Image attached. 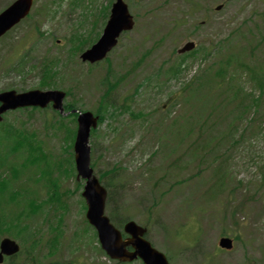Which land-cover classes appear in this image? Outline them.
Listing matches in <instances>:
<instances>
[{
    "label": "rangeland",
    "instance_id": "1",
    "mask_svg": "<svg viewBox=\"0 0 264 264\" xmlns=\"http://www.w3.org/2000/svg\"><path fill=\"white\" fill-rule=\"evenodd\" d=\"M13 1L0 0V12ZM75 1L35 0L31 18L23 19L0 38V91L70 90L65 104L95 112L109 85L105 80L108 75L115 86L108 102L123 107L114 112L108 106L107 116L91 136V145L95 173H102L103 183L109 184L107 213L113 222L121 229L129 219L145 224L149 239L160 250L168 251L170 258L174 256L171 247L187 244L194 222H208L209 250L218 245L222 232L238 239L234 251L216 255L212 264H264V95L255 112L235 120L228 110L224 118L217 114L222 112L221 106L212 111L205 108L203 117L198 114V99L180 100L176 96L201 68L207 69L230 52L246 57L241 47L247 41H261L264 0H128L136 27L120 37L107 56L110 61L93 66L81 60L80 50L101 35L109 8L105 7L111 0H83L84 7ZM221 3L223 8L216 10ZM190 40L212 52L221 43L220 53L217 55L216 49L206 61L199 53L190 56L183 64L189 68L181 79H168L167 62L180 60L173 49ZM259 46L256 59H250L264 63V39ZM7 60H11L9 65L4 63ZM18 60L26 61L23 69H18ZM47 62L52 63L54 85L41 88ZM236 76V84L259 95V87L246 74L238 72ZM224 93L231 99L227 108L236 107L231 94ZM164 103L168 105L165 110L161 108ZM138 111L148 116L145 123L131 115ZM54 115L51 108L7 115L17 127L24 124L31 128L37 148L26 161L24 173L13 177L18 185L22 182L17 193L5 194L0 200L4 212L0 214V229L12 227L41 237L40 247L30 248L37 261L25 252L16 261L142 264L140 260L119 263L102 250L86 218L82 197L85 181L77 180L73 170L72 129L59 116L55 118L58 122L47 120ZM177 116L179 122H173ZM192 117L197 121L210 118L215 124L206 132L192 126L188 133L185 121L191 122ZM67 122L75 128L73 118ZM235 126L238 130L231 138ZM238 138L237 144L232 143ZM193 143L212 144L215 150L204 155L202 162ZM42 150L49 153L47 159ZM118 165L121 170L114 176L106 171ZM180 222L187 223L177 226ZM13 234L6 232L2 237H22ZM31 242L29 238L27 243ZM191 252L187 251L188 257H193ZM178 264L190 263L183 256Z\"/></svg>",
    "mask_w": 264,
    "mask_h": 264
},
{
    "label": "water",
    "instance_id": "2",
    "mask_svg": "<svg viewBox=\"0 0 264 264\" xmlns=\"http://www.w3.org/2000/svg\"><path fill=\"white\" fill-rule=\"evenodd\" d=\"M33 4V0H16L0 14V36L26 16ZM133 27V18L130 15L127 4L123 0H117L113 4L112 13L108 24L105 27L101 39L89 50L82 54L83 60L96 62L103 59L107 53L117 44V38L123 30ZM187 46L185 49L191 48ZM65 92L59 90H30L17 93L15 90L0 93V121L1 114L8 109H15L23 106L46 107L53 101L54 108L62 112L63 98ZM79 129L75 142L76 162L78 178L80 176L87 179L83 192L88 204L87 218L94 225L99 234V239L103 249L113 258L122 261H132L138 257L145 261V264H168L165 255L156 250L149 241L144 238L146 229L134 221H129L125 225V231L131 236L123 239L122 232L117 229L105 214L107 190L100 184L98 178L93 174L90 167L89 136L92 127H96L98 117L92 112H79ZM131 245L134 250L127 247ZM221 245L231 247L229 239H222ZM19 251V245L5 238L1 242L0 263L4 260V255H12Z\"/></svg>",
    "mask_w": 264,
    "mask_h": 264
},
{
    "label": "trees",
    "instance_id": "3",
    "mask_svg": "<svg viewBox=\"0 0 264 264\" xmlns=\"http://www.w3.org/2000/svg\"><path fill=\"white\" fill-rule=\"evenodd\" d=\"M77 2L78 4L82 3L81 0H78ZM254 47H256V45H250L248 49H245V51H241H243V55L249 53L250 56H253V52L255 50ZM239 58L240 57H238L237 54H230L228 58L224 59L225 61H219L215 68H209V71L207 72L202 71V74L195 79L196 82H198V86L200 87L203 86L204 83H209L212 81L213 83L219 85L225 84L227 86V89H229V92L235 95L236 99H242V101H246L248 98H250L248 101L249 103H239V113L242 114L244 111H250V109L254 108L256 105H259L260 96L256 97L251 94L243 93L242 85L240 83L236 84L235 82L236 74L234 73V70L237 68L247 70L253 77H256L259 86L263 90L261 92L262 94L264 93V70H261L262 66H260L259 63L250 61L247 58ZM234 62L235 64L233 65ZM44 68L45 71L47 70V75L45 81H42V84L49 86V84L54 82V80H51L54 74L52 70V63H45ZM191 85L192 83H189L187 87L193 88ZM193 91H195V88H193ZM73 107L74 106L71 105L66 109L70 110ZM37 110L38 108H33L31 112H35ZM72 116L75 119L77 115L72 114ZM205 123L206 122H204V124ZM234 130H236L235 127L231 130V134L229 135L231 138H233ZM32 137H34L33 132L29 131L26 127L18 128L14 121L0 123V200L4 198L5 194L10 193L12 196H14L17 193V189L20 185L17 184L13 177H19L24 173V171L26 170V161L31 160V152L37 149L36 147H34V140L32 139ZM210 147L211 145L204 146L205 149H208ZM115 170L116 169L114 168L111 173H114ZM108 172H110V170ZM106 186L109 188L108 183H106ZM3 213L4 212L0 201V214ZM110 217L113 220V217ZM1 220L2 217L0 216V221ZM11 232L16 236H19L20 234V232L18 231ZM2 233L3 229L0 230V237ZM36 245L37 243L34 242L33 247H35ZM32 258V260L34 261L38 260V257L35 254L32 255Z\"/></svg>",
    "mask_w": 264,
    "mask_h": 264
},
{
    "label": "flooded vegetation",
    "instance_id": "4",
    "mask_svg": "<svg viewBox=\"0 0 264 264\" xmlns=\"http://www.w3.org/2000/svg\"><path fill=\"white\" fill-rule=\"evenodd\" d=\"M219 236H221V235H219ZM201 239H202L201 249L196 250V251H192L191 254L193 257H188V255H186V257H185L190 264H212V263H214V261H212V258L215 257L216 255L224 254L226 252H232V250H225L222 248H212L211 250H209L208 243H207V240L205 239V237H202ZM232 239L236 240L233 237H232ZM183 253L186 254V252H184L183 249L178 250L175 253V255L173 256V258L175 257L176 258L175 260H179V257L182 256ZM251 263L250 262H245V263L242 262L239 264H251ZM175 264H178V261L175 262Z\"/></svg>",
    "mask_w": 264,
    "mask_h": 264
}]
</instances>
